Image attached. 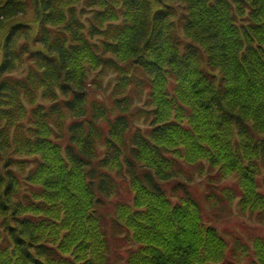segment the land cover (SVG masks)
Wrapping results in <instances>:
<instances>
[{"label": "clouds", "instance_id": "9594fccd", "mask_svg": "<svg viewBox=\"0 0 264 264\" xmlns=\"http://www.w3.org/2000/svg\"><path fill=\"white\" fill-rule=\"evenodd\" d=\"M0 264H264V0H0Z\"/></svg>", "mask_w": 264, "mask_h": 264}]
</instances>
